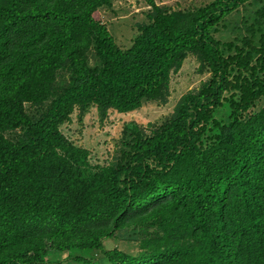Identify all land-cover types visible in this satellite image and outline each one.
<instances>
[{"label": "trees", "instance_id": "16d2710c", "mask_svg": "<svg viewBox=\"0 0 264 264\" xmlns=\"http://www.w3.org/2000/svg\"><path fill=\"white\" fill-rule=\"evenodd\" d=\"M146 1L123 49L101 21L112 0H0V264H264V106L251 112L264 98V8L239 48L215 34L253 0ZM189 55L209 79L119 161L92 166L60 131L75 107L104 120L164 97ZM122 230L138 235L135 252L106 248Z\"/></svg>", "mask_w": 264, "mask_h": 264}, {"label": "rangeland", "instance_id": "374dc122", "mask_svg": "<svg viewBox=\"0 0 264 264\" xmlns=\"http://www.w3.org/2000/svg\"><path fill=\"white\" fill-rule=\"evenodd\" d=\"M160 7L171 11H193L214 0H154ZM264 8V0H253L233 13L218 27L215 37L223 43H232L242 48L250 37L248 27L257 17L256 13ZM150 7L146 0H112V6L100 10L101 21L107 25L119 47L126 49L138 34L137 26L146 21V13ZM227 51V49L225 48ZM234 53V52H233ZM89 65L98 66V60L92 51L88 55ZM209 74L201 70V65L193 55L183 62L181 69L171 75L168 92L157 100L146 101L138 109L130 113H120L109 110L104 120H101L96 106H90L80 114L78 107L74 108L69 120L60 126V131L70 143L89 151L88 161L92 166H107L119 161L125 143L131 142L137 133L151 136L164 123H170L180 102L189 93H198ZM68 73L58 74L59 82L68 84ZM264 106V98L256 102L252 113ZM26 111L33 117H38L42 108H34L26 104ZM215 117L218 120L227 118L225 109L219 110ZM137 130L138 132H135ZM22 135L20 130L7 132L5 136L17 142ZM137 234L135 231L122 230L116 237L107 241V249H119L124 252H135ZM99 256V255H98ZM52 259L64 260L67 254L51 256Z\"/></svg>", "mask_w": 264, "mask_h": 264}]
</instances>
